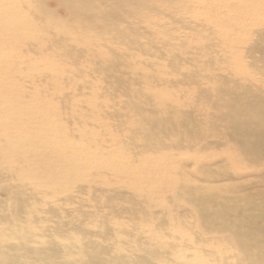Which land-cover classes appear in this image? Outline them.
I'll list each match as a JSON object with an SVG mask.
<instances>
[{
	"label": "bare ground",
	"instance_id": "obj_1",
	"mask_svg": "<svg viewBox=\"0 0 264 264\" xmlns=\"http://www.w3.org/2000/svg\"><path fill=\"white\" fill-rule=\"evenodd\" d=\"M0 264H264V0H0Z\"/></svg>",
	"mask_w": 264,
	"mask_h": 264
},
{
	"label": "rangeland",
	"instance_id": "obj_2",
	"mask_svg": "<svg viewBox=\"0 0 264 264\" xmlns=\"http://www.w3.org/2000/svg\"><path fill=\"white\" fill-rule=\"evenodd\" d=\"M53 2H50V4L52 5Z\"/></svg>",
	"mask_w": 264,
	"mask_h": 264
}]
</instances>
